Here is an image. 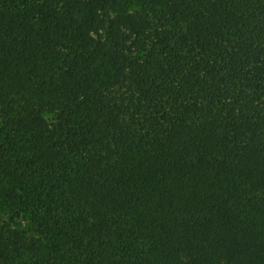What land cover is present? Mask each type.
Returning <instances> with one entry per match:
<instances>
[{
    "label": "trees",
    "instance_id": "1",
    "mask_svg": "<svg viewBox=\"0 0 264 264\" xmlns=\"http://www.w3.org/2000/svg\"><path fill=\"white\" fill-rule=\"evenodd\" d=\"M0 264H264V0H0Z\"/></svg>",
    "mask_w": 264,
    "mask_h": 264
},
{
    "label": "rangeland",
    "instance_id": "2",
    "mask_svg": "<svg viewBox=\"0 0 264 264\" xmlns=\"http://www.w3.org/2000/svg\"><path fill=\"white\" fill-rule=\"evenodd\" d=\"M0 219L13 221L16 226L26 229L30 233H34L30 215L25 214L24 216V214H22L17 216L15 211L8 206L4 198H0Z\"/></svg>",
    "mask_w": 264,
    "mask_h": 264
}]
</instances>
